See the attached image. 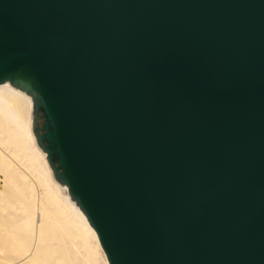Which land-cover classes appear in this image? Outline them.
<instances>
[{"label":"water","instance_id":"obj_1","mask_svg":"<svg viewBox=\"0 0 264 264\" xmlns=\"http://www.w3.org/2000/svg\"><path fill=\"white\" fill-rule=\"evenodd\" d=\"M108 264H264V0H0V84Z\"/></svg>","mask_w":264,"mask_h":264},{"label":"rangeland","instance_id":"obj_2","mask_svg":"<svg viewBox=\"0 0 264 264\" xmlns=\"http://www.w3.org/2000/svg\"><path fill=\"white\" fill-rule=\"evenodd\" d=\"M22 96L0 111V264H108L95 231L53 182Z\"/></svg>","mask_w":264,"mask_h":264},{"label":"bare ground","instance_id":"obj_3","mask_svg":"<svg viewBox=\"0 0 264 264\" xmlns=\"http://www.w3.org/2000/svg\"><path fill=\"white\" fill-rule=\"evenodd\" d=\"M11 92H10V91ZM13 92V93H12ZM25 94V95H24ZM25 96L28 100H29V98L28 97H30L29 95H27L24 91H22V90H20V89H18V88H16V87H14V86H12L9 82H7V83H4V84H0V111H2V110H8L9 109V107H10V105H11V103H13V102H16V99L18 98V97H20V96ZM22 96V97H23ZM28 96V97H27ZM30 99H31V97H30ZM31 102H32V99H31ZM37 144V143H36ZM39 149H40V147H38ZM41 150V151H40ZM39 150V152H40V154H41V156H42V158L44 159V161L46 160V162H47V159H46V153H44L43 151H42V149H40ZM39 154V153H38ZM47 164H48V162H47ZM48 167L50 168V166L48 165ZM50 170H51V168H50ZM49 170V172H50V174L52 173V170L50 171ZM52 177H53V182L56 184V186L58 187V189H59V191H60V193L64 196V198H66L67 200V202L68 203H70V204H72L74 207H75V210L77 211V213H79L81 216H82V218L83 219H85V221L87 222L86 224H88L89 225V227L91 228V229H93L91 226H90V224L88 223V220H87V218H86V216L84 215V213L80 210V208L78 207V205L76 204V202L75 201H73L72 200V198H71V196H70V194H69V192H68V188H67V186H65V185H62L61 183H59L56 179H55V177L53 176V173H52ZM61 187H63V188H61ZM65 192L68 194V196L65 194ZM79 211V212H78ZM78 214V216L80 217V215ZM81 218V217H80ZM43 223V222H42ZM94 230V229H93ZM96 233V232H95ZM98 242H99V240H98ZM101 246V245H100ZM39 249H41V250H43V249H46L45 247H38ZM39 249H37V251L39 250Z\"/></svg>","mask_w":264,"mask_h":264}]
</instances>
